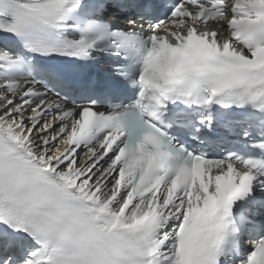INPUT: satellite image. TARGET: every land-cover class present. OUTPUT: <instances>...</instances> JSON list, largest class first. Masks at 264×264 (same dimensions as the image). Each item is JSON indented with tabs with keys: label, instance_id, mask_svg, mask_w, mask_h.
Here are the masks:
<instances>
[{
	"label": "snow or ice",
	"instance_id": "6c2138e0",
	"mask_svg": "<svg viewBox=\"0 0 264 264\" xmlns=\"http://www.w3.org/2000/svg\"><path fill=\"white\" fill-rule=\"evenodd\" d=\"M0 264H264V0H0Z\"/></svg>",
	"mask_w": 264,
	"mask_h": 264
}]
</instances>
